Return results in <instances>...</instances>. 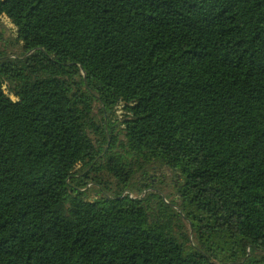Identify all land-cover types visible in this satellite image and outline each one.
<instances>
[{
	"label": "trees",
	"instance_id": "16d2710c",
	"mask_svg": "<svg viewBox=\"0 0 264 264\" xmlns=\"http://www.w3.org/2000/svg\"><path fill=\"white\" fill-rule=\"evenodd\" d=\"M3 19L0 264H264V0H0V42Z\"/></svg>",
	"mask_w": 264,
	"mask_h": 264
},
{
	"label": "rangeland",
	"instance_id": "374dc122",
	"mask_svg": "<svg viewBox=\"0 0 264 264\" xmlns=\"http://www.w3.org/2000/svg\"><path fill=\"white\" fill-rule=\"evenodd\" d=\"M2 24L5 27V34H3V41L0 42V48L4 49L5 53L8 54V57H11V59H17V58H21L20 56V49L18 48L17 45H15L13 43V37L15 34V29L13 27V25L7 20V19H3L2 20ZM1 43H6V44H1ZM95 114L100 118L99 114H98V108H95L94 110ZM118 115L119 118L116 117V120H121L122 117V112L120 111V108H117L116 111V116ZM155 179H159L160 181H162V192L165 195L170 196L171 199L173 198V183L172 181H174V177L173 174L167 170V169H157L155 168ZM94 186L93 185H89L86 187V190L88 191V198H96L99 197V193H97L94 190Z\"/></svg>",
	"mask_w": 264,
	"mask_h": 264
}]
</instances>
